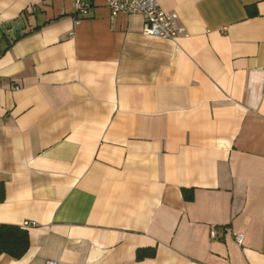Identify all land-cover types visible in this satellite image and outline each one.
Here are the masks:
<instances>
[{
    "label": "crops",
    "instance_id": "0c3cea01",
    "mask_svg": "<svg viewBox=\"0 0 264 264\" xmlns=\"http://www.w3.org/2000/svg\"><path fill=\"white\" fill-rule=\"evenodd\" d=\"M87 1L0 0V264H264V0Z\"/></svg>",
    "mask_w": 264,
    "mask_h": 264
},
{
    "label": "built area",
    "instance_id": "2783aa9c",
    "mask_svg": "<svg viewBox=\"0 0 264 264\" xmlns=\"http://www.w3.org/2000/svg\"><path fill=\"white\" fill-rule=\"evenodd\" d=\"M80 14L88 13L90 4L87 0H75ZM107 7L113 17L120 14H140L145 23L143 34L148 37L174 40L179 36H185L186 30L178 22V15L165 12L157 0H106ZM30 223H25L24 228H29ZM217 230L211 231L215 238ZM242 238H238L241 241ZM46 264H60L57 261L48 260Z\"/></svg>",
    "mask_w": 264,
    "mask_h": 264
},
{
    "label": "trees",
    "instance_id": "16d2710c",
    "mask_svg": "<svg viewBox=\"0 0 264 264\" xmlns=\"http://www.w3.org/2000/svg\"><path fill=\"white\" fill-rule=\"evenodd\" d=\"M29 247V232L25 228L0 225V256L8 255L14 259H21Z\"/></svg>",
    "mask_w": 264,
    "mask_h": 264
}]
</instances>
